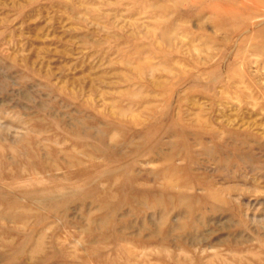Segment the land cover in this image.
I'll return each mask as SVG.
<instances>
[{"label":"rangeland","instance_id":"rangeland-1","mask_svg":"<svg viewBox=\"0 0 264 264\" xmlns=\"http://www.w3.org/2000/svg\"><path fill=\"white\" fill-rule=\"evenodd\" d=\"M0 264H264V0H0Z\"/></svg>","mask_w":264,"mask_h":264}]
</instances>
